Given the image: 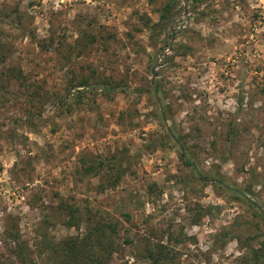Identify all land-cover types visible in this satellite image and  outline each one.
Wrapping results in <instances>:
<instances>
[{"label": "rangeland", "instance_id": "1", "mask_svg": "<svg viewBox=\"0 0 264 264\" xmlns=\"http://www.w3.org/2000/svg\"><path fill=\"white\" fill-rule=\"evenodd\" d=\"M166 2L0 0V264H22L5 232L12 222L34 263L53 264L42 210L55 240L85 232L84 221L67 224L61 203L116 224L109 264H147L137 259L146 241L165 244L174 264H255L247 244L264 230V0H175L160 19ZM82 78L116 88L67 94ZM180 140L208 181L183 164ZM85 154L129 157V169L101 191L100 176L77 171ZM233 226L239 236L215 247Z\"/></svg>", "mask_w": 264, "mask_h": 264}, {"label": "trees", "instance_id": "2", "mask_svg": "<svg viewBox=\"0 0 264 264\" xmlns=\"http://www.w3.org/2000/svg\"><path fill=\"white\" fill-rule=\"evenodd\" d=\"M174 1L175 0H167L163 7V12L159 15L160 19H162L166 13L169 12L170 8L174 6ZM31 39L42 48L50 49L52 47V38H38L36 35L32 34ZM20 75L21 72L18 71L16 77L19 78ZM93 84L99 85L101 90L105 92L113 91L116 88L109 86L107 82L99 81L98 83H90L88 78H82L74 84L70 82L66 91L68 94L72 89L76 88L77 94L81 96L84 92L83 89L94 86ZM159 117L162 118L161 112H159ZM166 138L172 141L180 139L170 133L166 134ZM177 145L179 156L183 164L190 169L192 175L204 182L208 181L209 176L193 165V161H191V158L188 156L185 144L180 140ZM128 162L129 157H118L116 154H112L109 157L85 154L79 159V169L77 171L83 177L100 176L101 182L98 186L100 190L103 191L105 189H112L119 183L122 176L126 174L129 169ZM221 181L222 180L217 177L212 182L218 187L224 188L225 184ZM229 190L235 197L244 199L250 206H254L255 209L258 208L254 202L245 198L240 190L234 188H230ZM60 207L67 210L69 219L67 224L78 228L84 221L85 232L81 236H67L61 240H55L53 236L48 234L47 228L52 223V220L46 208H44L41 212L40 239L43 250L47 251L50 253V256H52L53 264H109V258L112 251H114V240L112 235L117 231L116 224L112 221L100 222V220H94L91 214L82 216L76 208L68 206L65 203H61ZM201 211L202 213L200 212L199 216L206 212L205 208ZM259 216L264 220V215L262 213H259ZM5 232L7 237L14 243V253L19 261L22 264H35L30 256V249L19 240L15 222H12V225L6 227ZM237 236L239 235L237 234L236 228L233 226L228 230L219 232L217 237H220V240L215 239L213 243L215 247L216 245L222 246L226 241ZM260 236L262 238L259 240L257 246L247 244L250 259L255 264H264V230ZM254 237L247 236V239L249 240ZM172 254L171 250L165 244L157 243L151 245L149 241H146V246L140 251L137 259H143L147 264H174V255Z\"/></svg>", "mask_w": 264, "mask_h": 264}]
</instances>
